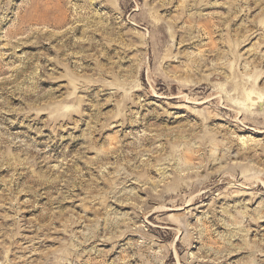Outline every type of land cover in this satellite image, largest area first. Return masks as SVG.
Wrapping results in <instances>:
<instances>
[{
    "label": "rangeland",
    "instance_id": "1",
    "mask_svg": "<svg viewBox=\"0 0 264 264\" xmlns=\"http://www.w3.org/2000/svg\"><path fill=\"white\" fill-rule=\"evenodd\" d=\"M0 264H264V0H0Z\"/></svg>",
    "mask_w": 264,
    "mask_h": 264
},
{
    "label": "bare ground",
    "instance_id": "2",
    "mask_svg": "<svg viewBox=\"0 0 264 264\" xmlns=\"http://www.w3.org/2000/svg\"><path fill=\"white\" fill-rule=\"evenodd\" d=\"M200 197V196H199Z\"/></svg>",
    "mask_w": 264,
    "mask_h": 264
}]
</instances>
